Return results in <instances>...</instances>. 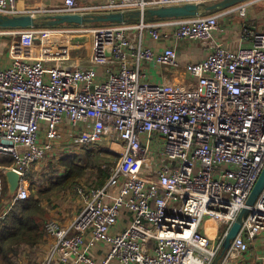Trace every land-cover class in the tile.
I'll return each instance as SVG.
<instances>
[{
  "label": "built area",
  "instance_id": "built-area-1",
  "mask_svg": "<svg viewBox=\"0 0 264 264\" xmlns=\"http://www.w3.org/2000/svg\"><path fill=\"white\" fill-rule=\"evenodd\" d=\"M205 1L211 0H63L30 8L0 0V17L143 12ZM246 4L236 5L241 16ZM218 18L219 12L104 23L92 33L85 66L14 57L0 67V158L11 159L0 166V190L6 170L19 176L11 203L28 198V171L56 149L88 151L108 137L102 150L117 156L103 166V185L75 187L81 203L67 226L45 223L62 263L230 264L264 233L263 187L214 263L264 165V30L242 21L239 44L230 49L216 39ZM33 29L19 31L21 45L34 43ZM147 38L163 45L151 47ZM182 42L204 52L182 65L184 82L147 80L145 65L180 66ZM124 211L130 221L111 233ZM206 219L223 228L216 243L202 232ZM98 243L106 245L99 263L89 256Z\"/></svg>",
  "mask_w": 264,
  "mask_h": 264
},
{
  "label": "crops",
  "instance_id": "crops-1",
  "mask_svg": "<svg viewBox=\"0 0 264 264\" xmlns=\"http://www.w3.org/2000/svg\"><path fill=\"white\" fill-rule=\"evenodd\" d=\"M77 1L79 5H90L96 3H103L106 0H77ZM62 2L63 0H19L18 4L20 7L34 8L43 5L57 6L62 4ZM231 8L232 7L219 11V17L229 13ZM237 24L227 26L225 28L220 27L219 32L216 34V39L230 49H235L239 44V29ZM21 29L22 28L0 26V67L7 66L10 60L14 57L27 58V59H36L40 57H45L44 51H42L40 45L38 46L34 44L33 46L30 47H25L21 45L19 40V33H20L19 31ZM146 43L151 47H159V46L161 47L163 45L162 42L152 41L149 38L146 39ZM178 50H179L178 53H179V63H180V66L178 68L155 67L153 65H145L146 71H148L146 79L149 81H164V82H171L177 84L183 83L185 80V73L183 71L182 65L188 60L200 58L204 52L203 49L197 43L193 44L189 42L180 43ZM64 64L69 66L72 65L67 63ZM71 154L67 155L64 154L63 151L60 152L59 149H56L55 152L51 155V159L58 156H64V155L69 156ZM73 154H77V153H73ZM62 171H57V172L61 174ZM57 172H52V175H54V177L52 179H49V181L50 180L54 181L56 177L60 175ZM39 182L40 183H38L36 187L38 190H42L47 187L48 182H44L42 180ZM27 183L31 184V181H29L28 177H27ZM69 192H71L72 194H68ZM58 194L67 195L68 200L61 205L56 203L54 200L58 197L57 196ZM8 203H9L8 205L9 207L12 203L10 201ZM80 203L81 201L79 196L77 195L75 187H72V185H70L66 189L51 193L50 201L48 202L44 200L42 206L46 208V210L48 211L49 219L55 220L60 226H67L78 212ZM129 221H130V215L124 211L120 219L116 223V225L110 228V232L111 233L119 232L121 229L127 226ZM202 232L206 233L212 239V241L215 237H217L216 239L219 240L222 236L223 228L221 227L218 230V227L214 222H212L209 219H206L202 228ZM53 243H54V237L48 236L45 233L43 240L37 246V254H36L37 261H45L50 257L51 264H66V263H62L59 260V252L58 253L52 252ZM251 244L253 245L251 247V250H248V252L243 255H238V256H234L233 258H229V263L230 264H264V233L255 237L250 242V245ZM105 252H106V245L103 243H98L90 249L89 256L97 263H99L102 260ZM108 264H118V263L115 261H110Z\"/></svg>",
  "mask_w": 264,
  "mask_h": 264
},
{
  "label": "rangeland",
  "instance_id": "rangeland-1",
  "mask_svg": "<svg viewBox=\"0 0 264 264\" xmlns=\"http://www.w3.org/2000/svg\"><path fill=\"white\" fill-rule=\"evenodd\" d=\"M219 12V11H218ZM217 13V12H211ZM245 15H240V10L233 6L229 13L222 15L218 18L219 27L225 28L227 26L236 25L242 21L250 23L256 28L264 30V0H249L245 5L244 10ZM104 24V23H102ZM102 24L85 23L82 25H59V26H44L40 28H34V43L31 45H40L41 49H45L47 52L44 56L49 60L58 59L62 63L72 64L76 66H85L88 64V59L92 48V33L101 27ZM237 24V25H238ZM20 40V36H19ZM68 68L67 65H64ZM110 145V139L108 137H103L100 142L97 143L93 148H90L91 154H86L85 150H77L72 153L80 154L76 156L75 161L80 164L90 163V165L84 170V173L73 183L72 187H76L81 183L84 185H93L97 181V176L99 171L104 165L112 164V161L117 160L116 155H112L109 152L102 150ZM71 154V152H66V154ZM67 155H64L65 157ZM64 156H58L51 159L47 157L40 161L38 164L34 165L29 171L27 177L31 184H28V198L34 195L38 191L37 184L39 181L48 182L52 179V171H62L64 168L61 164ZM4 160V161H3ZM8 157H3L0 162V166L5 164V161H10ZM37 177V178H34ZM40 178V180H39ZM38 179V180H37ZM66 192V191H65ZM68 194H72L69 192ZM58 197L54 200L58 204H63L68 200L67 195L58 194ZM57 204V205H58ZM9 203L4 196V188L0 190V219L5 215L8 210ZM48 216V215H47ZM52 219H48L46 222ZM45 222V223H46ZM44 223V224H45ZM221 228V227H220ZM218 227V230L220 229ZM215 237L211 242L216 243L218 239ZM253 245H250V249ZM37 249L33 251V255L27 247H21L16 254V262L19 264H35Z\"/></svg>",
  "mask_w": 264,
  "mask_h": 264
},
{
  "label": "water",
  "instance_id": "water-1",
  "mask_svg": "<svg viewBox=\"0 0 264 264\" xmlns=\"http://www.w3.org/2000/svg\"><path fill=\"white\" fill-rule=\"evenodd\" d=\"M246 1L249 0H211L177 6L148 8L143 12L134 10L126 13L110 12L106 14L92 15L58 14L50 16L20 15L10 18L0 17V26L12 28H37L44 26H59L65 23L71 25H82L85 23H131L136 22L140 19L188 17L209 12H218ZM4 176L7 183V194L9 197H13L18 187L19 176L13 169L6 170L4 172ZM263 187L264 165L246 199L245 207H243L238 212L235 219L232 221L228 230L224 234L215 262L229 249L231 240L238 233L242 224V220L247 216L249 212V207L253 205Z\"/></svg>",
  "mask_w": 264,
  "mask_h": 264
},
{
  "label": "trees",
  "instance_id": "trees-1",
  "mask_svg": "<svg viewBox=\"0 0 264 264\" xmlns=\"http://www.w3.org/2000/svg\"><path fill=\"white\" fill-rule=\"evenodd\" d=\"M64 25L71 24L65 23ZM89 153L91 154V150L86 151V154ZM78 155L80 154H71L62 159L63 171L61 174L52 171L60 175L54 181L50 180L45 189L36 191L35 196L32 195L30 198L16 200L9 206L5 215L0 219V264H18L15 258L21 247H27L30 254L33 255V251L37 249L38 244L44 238V223L49 219L48 211L42 206L43 201L49 202L51 193L69 187L90 165V163L80 164L75 161ZM1 161L2 158H0ZM9 163L10 161H5V164L2 165H9ZM108 174V168H102L93 185H103ZM4 196L9 202L11 197L7 194V187H4Z\"/></svg>",
  "mask_w": 264,
  "mask_h": 264
},
{
  "label": "bare ground",
  "instance_id": "bare-ground-1",
  "mask_svg": "<svg viewBox=\"0 0 264 264\" xmlns=\"http://www.w3.org/2000/svg\"><path fill=\"white\" fill-rule=\"evenodd\" d=\"M42 51H44V53H46V54H47V52L45 51V49H42Z\"/></svg>",
  "mask_w": 264,
  "mask_h": 264
}]
</instances>
